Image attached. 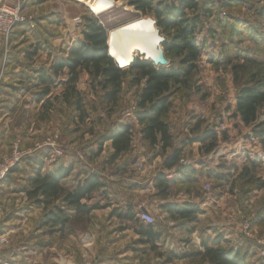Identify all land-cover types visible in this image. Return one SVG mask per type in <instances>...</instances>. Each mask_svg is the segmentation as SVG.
<instances>
[{
	"label": "rangeland",
	"instance_id": "obj_1",
	"mask_svg": "<svg viewBox=\"0 0 264 264\" xmlns=\"http://www.w3.org/2000/svg\"><path fill=\"white\" fill-rule=\"evenodd\" d=\"M90 1L92 0H51L49 8L46 9L45 12L50 13L49 20H55L53 21L54 26L51 28L53 32L50 33L49 45L45 47L51 54L50 56L44 57V66L40 67L44 69L48 75H51V73L47 64L50 65L56 60L65 58L68 48L71 46V41L74 43L81 38V31L85 18H96V15V19L104 24L107 36L109 30L124 25L134 19L150 18L153 20L150 16L145 17L136 13L133 8L128 5L127 1L98 0L95 4H87V2ZM158 1L176 4L178 0ZM197 1L199 7L202 8L201 11L198 12L201 24L196 34V40L199 45L203 43H205V45L197 61V67L188 78L187 83L177 88L176 91L173 90V95L170 98L171 108L167 115V119L169 118L176 100H179V103L182 101L188 103L187 106L195 102L196 107H206L205 103L211 97L212 92L208 90L205 82L212 80L219 91V93L213 94V96L217 97L220 104H218V106H216L215 103L212 104L209 110L211 112L213 108L217 109L221 115L218 116L217 110L214 113H209V115H207L205 111H198L196 116L190 118L191 121H194V124L189 128V131L200 127V129L204 128L207 130H214L218 134L220 133L216 148L213 150L212 154H209V156L207 155L210 157V160H206L208 166L210 163L212 166V163L215 164V162H217V166L212 167L209 172H216L213 169L225 168L227 161L223 160V156L220 157L224 150L230 148L229 153L233 154L235 158L236 153L238 154L242 150L243 152L241 151V155L248 161L250 158V161H253V165H249V168L246 170L243 168L247 164L242 167L240 173L242 172L241 174H243V171H246V178H242L240 182L247 188H251L252 192L256 194L252 196L254 204H264V104L258 108L256 122L251 126H245L241 122L239 117L235 115V106L232 108L231 105L233 98L236 103V94L240 87L247 85L251 86V84L252 86L258 85L259 83L264 84V0ZM98 8L100 9L98 10ZM21 9H23V5ZM91 10L98 13L94 15ZM188 14L191 16L192 13ZM23 15L27 18L32 17L33 23L35 22L34 13ZM55 30H57V32H55ZM44 44L43 46H45ZM1 48L4 54V52L8 51L9 42L6 43L5 40H3L1 42ZM136 57L140 56L136 54L134 58ZM169 58L168 60L174 68L181 70L186 68L185 66H180V59L172 56H169ZM115 61L117 62V60ZM210 74L212 78L209 77ZM1 75L0 73V84L2 82ZM100 81V78L93 79L86 71H80L78 82L75 86L78 96L72 95L69 104H66L63 100V96L67 92L66 71H63V73H60L57 77H53L50 93L40 101H38L37 98H40L39 94L42 91V87L37 86L36 81L33 83L34 87L28 85L26 91L31 90L30 94L34 99L35 105L25 106L21 104L14 107V114L9 115L8 119L3 118V121H0V128H4L6 131L7 139L10 140V138H13L10 145L11 148H9L7 154L2 158L10 155L14 150L26 152L37 145H41L45 142H52L56 143L59 148L66 149V151H68L67 148L69 147L73 149L76 148L77 151L74 153H77L76 157L79 158L77 159V168L80 166L82 168L84 164H87L88 171L94 169L99 174H103L102 176H104L109 186H106L98 193H94L89 200L84 201L87 205L98 204L102 206V208L92 211L85 219L76 220L73 219V215L71 217L69 213L65 211L69 209H63L65 215L70 217V223H72L73 226H80L84 230H76L75 234L66 236H61L58 232H55L58 233L57 236L59 240H64L69 236H80L82 240L83 238H89L91 236L88 232L89 226L97 224L104 228L108 227V230L114 233L113 240H115V247L113 248V256L118 258H129V260H126V264H199L200 259H175V256L190 254L200 248V242L199 247H193L191 245L192 238L189 232H191L192 228L191 226L189 227L188 221L174 218L173 221L166 222V220L161 217L160 211L148 209L149 213H147L153 219V224H151L153 228L160 225L167 228L171 225H176L177 222H183L180 228L169 227L171 230H164V233L168 236H166L168 238L166 240L167 245L165 239H159L155 243L156 249L152 250L151 247L144 244V240L135 233V225L132 222L120 220L116 216L111 215L112 212L115 211H120L122 213L126 212L127 207H130L138 218L139 213L142 212V210L139 209V200L143 194L139 191L141 185H139L136 178L138 177L137 173L144 170V164L147 163V161L143 160L142 157H139L137 161L133 160V169H127L123 172L124 174H122L114 168L113 164L107 161L102 162L99 158H95V156L92 157L91 155H94L97 151L98 140L105 137L103 135L104 133H108L110 127L115 126L117 119L120 117L122 118L126 114H129L128 116L136 114V98L144 82H140L137 86H132L130 84L132 76L131 74H127L123 81L122 92L114 103H109L105 99V91L98 86ZM29 82L30 81H28V83ZM20 91H24V89H17L18 93ZM76 98H79L81 101L85 113L83 120L80 119V115L75 109L74 103ZM47 104L51 106V109L48 111L45 110ZM186 113L187 115L194 114L187 109ZM128 118L130 117H127V119ZM126 124L130 123L126 122ZM255 130L259 131L261 134H259L260 136L258 138L254 136L255 133L253 131ZM222 132H224L223 135L221 134ZM92 136L96 137L97 140L90 145L89 141L93 140ZM29 139L32 140L29 141ZM24 140L31 143L22 148L20 145ZM132 142L135 146L139 143L137 135L134 134V128ZM238 142H240L239 145H237ZM4 149L5 146L3 148L0 147V153L4 151ZM90 150L93 151L89 153ZM145 150L146 152L148 150L151 161L157 158L161 160L162 156H164V154H158L157 151H150L147 146H145ZM44 153L49 162H54L61 158L51 157L46 151H44ZM158 155H160V157H157ZM2 158H0V160ZM181 160L187 163V161L189 162L191 159L187 156H182ZM157 164H161L162 166L163 163L157 162ZM164 174L166 178L172 175L169 173ZM109 178H113L114 183L121 182V179H125V182H127L126 190L128 191H124L125 193L118 191V193L114 195L115 197L112 196L113 194L109 191L111 190L110 183L112 181ZM212 179L213 180L208 179L205 183L203 182L199 187L197 185L196 189L193 191H199L201 192V196L211 198L208 203H210L211 208H216L215 202L218 201L217 196L227 193L231 187L232 181L224 185V187L222 186V188L218 180ZM25 186L26 184H24V187ZM190 186L191 185H187L186 183L184 185H177L174 183L169 196L173 197L176 192L179 191H190ZM207 186L208 189H206ZM151 188L153 189V186ZM153 192H155V190L153 189L152 191L150 187H148L147 193L145 192L144 195L149 197L146 201L145 208L146 205H148L149 208L151 207L150 205H156V199H154L155 197L152 195ZM230 201L232 204L233 200L230 199ZM225 203L228 205L227 199H225ZM55 204L61 206L60 202ZM37 207L41 208L40 213L43 214L44 206L41 205ZM143 210L146 212L144 208ZM216 211L217 209H211L213 213ZM240 217H242L240 218V222H237L240 224L241 240L246 242L240 241V246L229 247L225 239L220 234H216L221 236L226 242H221L220 246L233 250H242L249 256L250 264H264V239H256L253 231L254 224L257 225L259 230L264 231V214L263 216L257 215V217H254L250 213L247 215L242 214ZM42 218L40 223H38L39 227H42ZM234 218L235 216L233 215H230V217L226 216L225 220L227 226ZM254 227L256 228V226ZM198 230L200 234L202 228ZM205 232H203L202 235L200 234V241L202 237L213 239L216 236L212 233V228L208 236L204 235L206 234ZM99 236H104V234L99 233ZM250 242H254L255 245ZM246 246L250 247L246 248ZM106 253L107 251H103V247L98 249L99 256H103ZM203 262V264H208L206 261Z\"/></svg>",
	"mask_w": 264,
	"mask_h": 264
},
{
	"label": "crops",
	"instance_id": "obj_2",
	"mask_svg": "<svg viewBox=\"0 0 264 264\" xmlns=\"http://www.w3.org/2000/svg\"><path fill=\"white\" fill-rule=\"evenodd\" d=\"M21 1L23 3L22 14L34 13L36 23L34 22L35 28L33 29H29L25 25H18L14 28L8 39L9 48L7 54L6 52L3 54L1 42L4 40V37L0 34V73L2 74V82L0 84V121H3V118L8 119L9 115H13L15 110L14 107L21 104H24L25 106L35 105L34 99L30 94L31 90H26L28 85L30 87H34L33 83L36 81L37 71L41 69L40 67L44 66V57L50 56L51 54V52L47 51L45 48L49 45L48 42L51 36L50 33L53 32L51 28H53V21H55L49 20L50 13H45L46 9L49 8L51 0ZM8 3L13 5L15 0H8ZM55 32H57V30H55ZM72 43L73 42L71 41V44ZM43 44L45 46H43ZM69 49L70 47L68 48L65 57L67 56ZM50 65L47 64L49 69ZM209 77L212 78L211 74ZM28 81L30 82L28 83ZM205 83L208 90L212 92L211 97L205 103L206 107H196L195 102L190 103L189 106H187L188 103H185L184 101L179 103V100H176L174 102L173 109L167 119L169 131L173 137V147L167 149L165 153L160 151V146L151 148L147 143L142 141L136 115L128 116L129 114H126L122 118L120 117L117 119L115 126L110 127L108 133H104L103 136H108L121 124H126V122L132 124L134 134L137 135L139 143L135 146L132 142L130 150L121 154L111 164L114 165V168L117 169V171H120L119 173L124 174L123 172L127 169H133V160L137 161L139 157H142L143 160L147 161V163L144 164V170H142V172L138 171V177L136 178L139 185H141V189L139 191L143 194L139 200L140 210H143L144 208L148 213V209L160 211L161 217L167 222L173 221V219H169V215L160 208V206L164 203L172 202L179 205L183 203H190L197 205L201 210V214L197 215L195 220L188 222L189 227L191 226L192 228H190L192 238L191 245L193 247H199V238L201 237L200 234L202 235V233L206 231V234L204 235L208 236L210 229L212 228V233L215 235L220 234L229 244V247H236L240 246V241H242L239 224L240 218L242 217L240 216L242 214L247 215L250 213L254 217H257V215L263 216L264 204H254L252 196H255L256 194L252 192L251 188H247L240 182L243 178L240 176V171L242 167L247 164L246 158L241 155L242 150H238L240 153H236L235 158L233 154L229 153L230 148H227L220 155V157L223 156V160L227 161L225 168L213 169L216 171L215 173L223 176L219 181L220 187H224V185L232 181L231 187L227 193L217 196L218 201L215 202L216 208H211L210 203L206 201V198L201 196V192L196 190L193 191L196 189L197 185L199 187L200 184L202 185V183H205L208 179L213 180L209 171H211L210 169L212 167L217 166V162H215V164L212 163V166L211 163L209 166L206 164V160H210V157H208L209 155L207 156L202 153L200 143H188V141L195 140V138L200 137L202 132L206 130L204 128H201L203 129L201 130L200 127H198L189 131V128L194 124V121H191L190 118L196 116L198 111H205L207 115L212 112L214 113L217 109L213 108L210 112V106L214 103L216 106L220 104L217 97L213 96V94L219 93L214 82L210 80ZM142 88L143 85L140 87L138 95L140 94ZM17 89H24V91H20L18 93ZM138 95L136 100H138ZM231 105L232 108H234V98ZM186 109L194 114L187 115ZM218 111L219 110L216 112L219 116L221 114ZM127 117L130 118L127 119ZM219 135L220 133H217L218 138ZM7 138V133L4 128H0V147L3 148L5 146L4 151L0 153V158L6 155L9 148H11L10 145L13 138H10V140ZM92 139L93 140L89 141L90 145L97 140L96 137H93ZM31 140L32 139H29V141ZM30 143L31 142H26V140H24V142H21L20 146L24 148L26 145H30ZM239 144L240 142L237 143V145ZM145 146H147L150 151H157L158 154L161 153L164 154V156H162L161 160L160 158H157L151 161L148 154L149 152L148 150L146 152ZM180 148H182L181 159L182 156H187L191 159L184 165L180 164L179 161V165L182 168H185L182 169V173L177 172L175 168L164 170L163 164L162 166L161 164H157V162L163 163L164 157L171 156L174 150ZM67 150L68 151L64 149L65 154L54 162H49L46 159L47 157L45 156L44 151H38L37 153H34L33 157L31 156L32 158L22 162L10 176L0 182V236L5 235L9 239L8 246L0 252V264H126V260H129L127 257L118 258L113 256V248L115 247V240H113L114 233H111V231L108 230V227L104 228L97 224L93 226L90 225L88 232L91 236L86 239L83 238V240L80 236H69L64 240H59L57 236L58 233L53 232L51 235L49 234V229L47 227H39L38 223H40L43 215L40 213L41 208L35 206L33 202L27 199L25 193L22 191L24 184H26V180L32 177L36 172L34 162L35 158L40 155L44 156L43 168L41 170L43 174L53 171L58 166H72L75 174L82 168L87 170V164H84L82 168L81 166L79 168L76 167L78 162L77 159H79L76 157L77 153H74L77 151L76 148L73 149L69 147ZM92 151L93 150H90L89 153ZM112 153L111 142L106 141L102 146L101 153L98 156H95V158H99L102 162L107 161ZM210 154H212V152ZM157 157H160V155ZM91 171L95 172L96 170L91 169ZM161 172L172 174L171 176L169 175V179H176L175 184L177 185H184L185 183L187 185H191L190 191L176 192L175 196H169L165 201L157 198L155 196L156 192H153L152 195L155 197L154 199H156V205H150V208L146 205L145 208L146 201L149 197H146L144 194L145 192L147 193L148 187H150L153 191L154 187L153 189L151 188L153 186L152 183ZM100 175L102 176L103 174ZM109 179L112 181L110 183L111 190H109L110 193L113 194L112 196L118 193V191H122L123 193H125L124 191H128L126 190L127 182H125V179H121L122 181L117 183L113 182V178ZM106 183V186L108 187V182L106 181ZM225 199H227L228 205H226ZM230 199L233 200L232 204ZM121 200L123 201L122 198ZM211 209H217V211L213 213L211 212ZM65 211H67L70 216L74 215V211L71 209ZM230 215L235 216V218L233 221H230L227 226L225 219L226 216L230 217ZM181 223L183 222H177L176 225H171L169 227L180 228ZM254 226H256V228ZM169 227L166 228L160 225L154 227L153 229L160 234V240L165 239L166 241L168 236L164 233V230H171ZM201 228L202 230L199 234L198 229ZM253 231L256 239H264V231L259 230L255 224L253 225ZM99 233L104 234V236H99ZM242 242L246 241L243 240ZM250 243L255 245L254 242ZM101 247H103V251H107V253L103 256H99L98 254V249ZM248 247L250 246H246V248Z\"/></svg>",
	"mask_w": 264,
	"mask_h": 264
},
{
	"label": "trees",
	"instance_id": "obj_3",
	"mask_svg": "<svg viewBox=\"0 0 264 264\" xmlns=\"http://www.w3.org/2000/svg\"><path fill=\"white\" fill-rule=\"evenodd\" d=\"M115 1H127L136 13L152 17L159 34L164 36L162 48L165 58L167 60L170 59L169 56L178 58L180 66L186 68L184 70L174 68L170 62L165 67L155 66L151 62L136 57L128 68L120 69L117 62L108 56L107 32L104 24L96 18H85L81 38L71 44L65 58L51 64L49 69L51 75H48L44 69L37 71L36 85L42 87L40 98L37 99L40 101L43 97H47L50 93V86L53 84V77L66 71L67 92L64 94L63 100L69 104L72 95L78 96L75 86L78 82L79 72L83 70L89 73L93 79H101L98 86L105 91V99L109 103H114L122 92L125 76L131 74L130 84L132 86L144 82L138 96L135 114L140 126L141 139L151 148L160 146V151L165 153L167 149L173 147V137L167 124V115L171 108L170 98L173 95V90L176 91L177 88L184 86L195 71L205 45V43L199 45L196 40V34L201 24L198 12L202 7H199L197 0H178L176 4L163 3L158 0ZM188 13H192L191 16ZM263 104L264 84L242 86L236 94L235 115L245 126H251L255 124L257 110ZM74 105L80 119L83 120L85 113L79 98H76ZM50 109L51 106L47 104L45 110ZM253 132L255 138L261 135L257 130ZM221 134L223 135L224 132ZM218 139L214 130L206 129L200 137L188 141V143H200L202 153L209 155L216 148ZM106 141L111 142L113 153L107 162L112 163L121 154L130 150L133 141L132 125L121 124L108 136L98 140L97 151L91 155L92 157L101 153L102 146ZM181 149H176L171 156L164 157V170L175 168L177 172L182 173V169L185 168L179 165ZM32 157H26L22 162ZM43 158L42 155L35 158L36 172L26 180V186L22 190L28 200L37 206H44L41 226L47 227L49 234L58 232L61 236L75 234L76 230H84L80 226H73L70 223V217L65 215L63 209L73 210V219L75 220L85 219L92 211L101 209L102 206L98 204L87 205L84 201L89 200L94 193H98L106 187L104 176L96 171L83 169L75 174L72 166H58L53 171L43 174L41 172ZM249 165H253L250 158L243 169H248ZM17 168L18 166L13 168L8 176ZM209 173L218 182L223 177L215 172ZM241 176L246 178V171H243ZM174 183H176V179H168L163 172L159 173L153 181L156 197L165 201L169 197ZM57 202H60L61 206L55 204ZM160 208L171 219L179 218L188 222L195 220L197 215L201 214L199 207L190 203L179 205L169 202L164 203ZM111 215L120 220L132 222L135 225V233L144 240V244L149 245L152 250L156 249L155 243L160 239V234L153 229L152 225L141 222L130 207H127L126 212L115 211ZM221 242L226 243L219 235L213 239L202 237L199 250L175 256V259H200L199 264H203V261L208 264H250L249 256L246 253L240 249L223 248L220 246Z\"/></svg>",
	"mask_w": 264,
	"mask_h": 264
},
{
	"label": "built area",
	"instance_id": "obj_4",
	"mask_svg": "<svg viewBox=\"0 0 264 264\" xmlns=\"http://www.w3.org/2000/svg\"><path fill=\"white\" fill-rule=\"evenodd\" d=\"M22 1L15 0L13 5L8 3V0H0V34L4 37L5 42L8 39L18 25H25L29 29L34 28L33 18L26 17L22 14ZM106 9V8H104ZM100 12V11H99ZM94 15L98 12H92ZM97 18V16L95 15ZM7 54V51H6ZM38 151H46L51 155V157H62L64 155V149L59 148L56 143L45 142L41 145L29 149L28 151H16L14 150L10 155L2 158L0 160V182L7 178L9 173L13 168L19 166L23 159L26 157H31L34 153ZM180 164H186L183 160H180ZM170 177H168L169 179ZM208 189V186L206 187ZM211 200V198H206V201ZM138 218L141 222L151 225L153 224L152 217L147 212H140ZM9 244V240L5 236H0V252H2Z\"/></svg>",
	"mask_w": 264,
	"mask_h": 264
},
{
	"label": "bare ground",
	"instance_id": "obj_5",
	"mask_svg": "<svg viewBox=\"0 0 264 264\" xmlns=\"http://www.w3.org/2000/svg\"><path fill=\"white\" fill-rule=\"evenodd\" d=\"M97 1L92 0L87 4H95ZM91 11L94 12V10ZM156 40L152 21L147 18H137L108 31L109 52L117 60L118 65L123 68L130 66L131 58L136 54L139 55L136 50L144 52L146 45L151 46L156 43Z\"/></svg>",
	"mask_w": 264,
	"mask_h": 264
},
{
	"label": "water",
	"instance_id": "obj_6",
	"mask_svg": "<svg viewBox=\"0 0 264 264\" xmlns=\"http://www.w3.org/2000/svg\"><path fill=\"white\" fill-rule=\"evenodd\" d=\"M150 19V18H149ZM151 20V19H150ZM152 21V25L154 26V30L156 32V43L149 46V44H147L146 46V51L141 52L139 50H136L139 54V56L148 62H151L153 65L155 66H162L165 67L169 64V61L165 58L164 56V51L162 48V44L164 42V38L159 34V31L156 29L155 25H154V20ZM144 42V41H143ZM145 45V43H143ZM107 47H108V56L113 60V57L111 56L110 52H109V44H108V36H107ZM134 57L131 58V63L133 62ZM118 66V65H117ZM120 69H123V67L118 66ZM128 67V66H127ZM144 212V210H142Z\"/></svg>",
	"mask_w": 264,
	"mask_h": 264
}]
</instances>
